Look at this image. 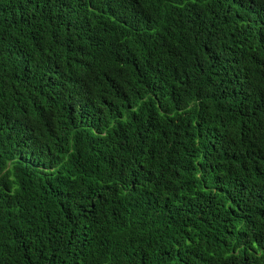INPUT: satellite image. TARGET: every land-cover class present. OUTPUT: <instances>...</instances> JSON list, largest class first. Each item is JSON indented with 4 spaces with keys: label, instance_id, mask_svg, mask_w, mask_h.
Instances as JSON below:
<instances>
[{
    "label": "trees",
    "instance_id": "obj_1",
    "mask_svg": "<svg viewBox=\"0 0 264 264\" xmlns=\"http://www.w3.org/2000/svg\"><path fill=\"white\" fill-rule=\"evenodd\" d=\"M0 264H264V0H0Z\"/></svg>",
    "mask_w": 264,
    "mask_h": 264
},
{
    "label": "clouds",
    "instance_id": "obj_2",
    "mask_svg": "<svg viewBox=\"0 0 264 264\" xmlns=\"http://www.w3.org/2000/svg\"><path fill=\"white\" fill-rule=\"evenodd\" d=\"M10 191H12V190L10 189Z\"/></svg>",
    "mask_w": 264,
    "mask_h": 264
}]
</instances>
